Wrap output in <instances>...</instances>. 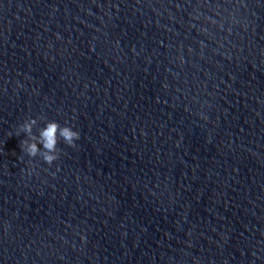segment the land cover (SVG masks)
<instances>
[{
  "label": "clouds",
  "instance_id": "1",
  "mask_svg": "<svg viewBox=\"0 0 264 264\" xmlns=\"http://www.w3.org/2000/svg\"><path fill=\"white\" fill-rule=\"evenodd\" d=\"M36 124V119L26 120L19 126L17 136L21 132L26 134L27 138L21 141L20 145L22 151L29 157H42L43 161L48 165L58 159L59 150L57 145L61 139L66 145L75 147V141L80 138L78 131L73 130L70 126H61L55 121L47 122L43 128L39 129L38 135H34L33 127ZM38 145H42V148L38 147Z\"/></svg>",
  "mask_w": 264,
  "mask_h": 264
}]
</instances>
